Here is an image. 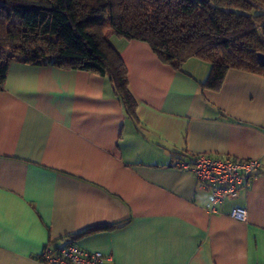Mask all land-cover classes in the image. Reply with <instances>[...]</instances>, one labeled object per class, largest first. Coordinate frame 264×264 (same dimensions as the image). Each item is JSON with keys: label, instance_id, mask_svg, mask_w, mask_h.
<instances>
[{"label": "crops", "instance_id": "crops-1", "mask_svg": "<svg viewBox=\"0 0 264 264\" xmlns=\"http://www.w3.org/2000/svg\"><path fill=\"white\" fill-rule=\"evenodd\" d=\"M109 38L134 116L91 71L13 61L0 76V264H41L46 245L75 236L107 264H264V76L229 69L213 91L208 63L177 71L145 42ZM199 154L259 159L262 171L211 212L176 166Z\"/></svg>", "mask_w": 264, "mask_h": 264}, {"label": "trees", "instance_id": "trees-1", "mask_svg": "<svg viewBox=\"0 0 264 264\" xmlns=\"http://www.w3.org/2000/svg\"><path fill=\"white\" fill-rule=\"evenodd\" d=\"M9 12L25 33L10 35ZM55 32L83 52L62 49L47 37ZM110 35L147 43L177 71L191 58L208 63L202 85L213 91L229 69L264 76L258 57L264 56V0H0V76L13 61L91 71L108 80L134 116L128 70Z\"/></svg>", "mask_w": 264, "mask_h": 264}, {"label": "built area", "instance_id": "built-area-1", "mask_svg": "<svg viewBox=\"0 0 264 264\" xmlns=\"http://www.w3.org/2000/svg\"><path fill=\"white\" fill-rule=\"evenodd\" d=\"M176 166L192 172L199 190L210 194L208 206L211 212H216V206L226 200L237 198L262 171L259 159L213 158L207 154H199L192 160H180ZM232 216L244 220L246 210L235 209ZM39 259L41 264H107L111 261L103 253L83 249L75 242L55 247L48 244Z\"/></svg>", "mask_w": 264, "mask_h": 264}, {"label": "rangeland", "instance_id": "rangeland-1", "mask_svg": "<svg viewBox=\"0 0 264 264\" xmlns=\"http://www.w3.org/2000/svg\"><path fill=\"white\" fill-rule=\"evenodd\" d=\"M7 20H8V25L10 27L9 29L10 35L25 33V30L19 25L20 20L18 19V15L16 13L13 12L7 13Z\"/></svg>", "mask_w": 264, "mask_h": 264}, {"label": "water", "instance_id": "water-1", "mask_svg": "<svg viewBox=\"0 0 264 264\" xmlns=\"http://www.w3.org/2000/svg\"><path fill=\"white\" fill-rule=\"evenodd\" d=\"M260 62L264 65V56L259 54L258 55Z\"/></svg>", "mask_w": 264, "mask_h": 264}]
</instances>
